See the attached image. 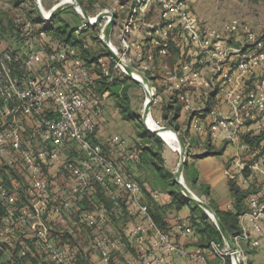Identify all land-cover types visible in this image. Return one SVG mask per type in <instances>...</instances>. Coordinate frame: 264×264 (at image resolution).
<instances>
[{
    "label": "built area",
    "instance_id": "2783aa9c",
    "mask_svg": "<svg viewBox=\"0 0 264 264\" xmlns=\"http://www.w3.org/2000/svg\"><path fill=\"white\" fill-rule=\"evenodd\" d=\"M65 1L67 0H60L57 4ZM68 1L78 3L77 0ZM113 1L120 4L122 0ZM154 4H158L163 9L164 15H169L168 19H171V7H175L171 4V0H133L132 17L136 13L146 14ZM123 7L121 4V8ZM51 10H48L47 14L44 11L42 20H49ZM76 11L79 12V9ZM97 16H90L89 21L78 26L75 33L81 35L85 30L96 26L104 29L111 18L110 15L105 16L98 24ZM15 19L17 23L23 25L25 47L22 55H19L20 52L14 54L9 48H3L0 40V101L3 102L0 106V164L12 169L22 167V170L29 174L28 191L32 200L30 205L17 208V196L10 193L0 179V202L6 204L7 209L0 242L2 238L3 240L7 238L11 226H26L35 238L44 242L52 264H71L67 252L52 241V228L43 220V216L49 213L62 215L68 209L67 201L58 202L55 199L51 180L45 169L60 164L64 151L71 150L72 145L75 144L83 156L80 165L69 163L68 166L73 182L69 192L71 195L83 194L93 180L105 188L112 183L139 207L140 222L132 229L131 236L141 259L126 258L120 264H170L169 254L188 257L192 262H203L205 258L200 249L190 253L177 246L171 235L155 224L149 214L148 206L140 204L142 195L138 182L125 176L115 160L105 153L103 147L89 139L95 130V124L81 113L90 104L84 90L95 81L96 76L92 68L86 64L75 47L63 46L43 56L38 48L37 37L32 33L33 23L24 20L21 15H17ZM133 28V20L130 17L124 23L121 33V50L111 45L128 65L131 62L128 54L132 48L128 38ZM192 33L193 41L198 40V35ZM39 35L43 37L45 34L40 32ZM211 35L213 37V34ZM250 37L252 40L255 39L253 35ZM257 45L260 46L261 42L258 41ZM167 48L168 44H164L162 52L165 53ZM201 49L205 50L203 47ZM229 49L218 51L221 55H226ZM261 59H264V53L258 55L256 59L237 65L231 75H225L224 85L235 86L233 89H227L225 93L221 92L225 95L226 104L231 107V112L224 115L213 109L210 112L213 119L207 129L211 139L222 138L238 150H247L251 153L252 158L248 162L238 158L237 161L234 160L236 172L231 175L232 179H238L241 184L249 185L253 178L263 177L259 192L248 198L249 210L240 218L242 232L232 238L234 247L230 248L225 241L224 244L211 243L213 254L222 259L231 256L233 264H237V261L238 264H247L242 248L243 242L264 253V155L250 149V146L241 140L244 133L264 131V80L248 97L243 89L238 88L240 72H243L242 75L244 72H250L252 66L257 65ZM111 60L116 67L125 72L121 63L115 61L112 56ZM37 64L41 67L40 71L35 70ZM98 64L103 75L112 80L110 67L106 61L100 58ZM221 69L219 66L218 71ZM223 82L224 80L221 81L222 85ZM179 87L181 85L177 88ZM152 95L155 102V87L152 88ZM182 99L188 110L196 112L190 94L183 95ZM47 110L56 116H48ZM99 111L97 110L95 114ZM113 141L120 149L126 146V143L118 138ZM188 145L189 141L186 142V146ZM245 171H250L251 175L245 176L243 174ZM34 218H37V222L32 221ZM81 218L89 226H95L107 218V212L103 209L83 211ZM177 228L183 237L194 234L193 228L184 221L178 223ZM148 237H152L150 242ZM92 248L101 255L104 262L108 263L112 252L119 248V244L102 233L95 238ZM25 254L26 251L22 250L21 255Z\"/></svg>",
    "mask_w": 264,
    "mask_h": 264
},
{
    "label": "crops",
    "instance_id": "0c3cea01",
    "mask_svg": "<svg viewBox=\"0 0 264 264\" xmlns=\"http://www.w3.org/2000/svg\"><path fill=\"white\" fill-rule=\"evenodd\" d=\"M4 1L8 2L9 5L12 4L10 8H14L17 12L18 10H21V12H23L24 7H32L35 11L33 15H36L39 19L42 20V17L36 9V0H22L18 3L15 0ZM59 1L60 0H41L42 9L48 12V10L52 9ZM79 1L78 3L89 17L99 15L105 10H112L114 12L115 21L113 23V26L109 30V33L107 34V40L113 47L117 48L118 50H121V33L124 27V23L127 22L130 17L132 18L134 28L128 38V41L132 44L131 51L128 54L129 58L131 59L129 66L132 70L138 72L137 75H141L140 79L142 81V78L145 79V82L148 86H150L151 88H156V100L152 103L150 109V113L153 119L159 124V126L168 127L175 130L181 136L185 144L187 141H189V145L187 146L188 158L185 166L188 167L190 177L196 175L197 180L196 183H192L188 178L189 176L187 174V170L184 167L183 176L186 185L193 193H195L206 203V200H212L219 206L220 209H231L232 198L229 191L228 181L232 179L231 175L236 172V168L233 162L234 160L237 161V158L248 162L250 161L252 156L249 151L238 150L222 138L211 139L209 137L207 129L213 119V115L210 114V112L213 109H216V111H219L224 115H228L231 112V107L226 104L223 94L219 90H216L217 86H219V84L221 83L219 79L220 75L218 76L216 74L217 77L216 75L210 77L209 75L205 74L204 71L208 69L209 65L211 66V64H205L204 69L200 71V68H197L200 66V64H198V66H192L191 64L189 65L188 62H185L184 64L180 62H171V57L173 56V54L171 53V19H168L169 15H164V11L160 6L154 5L148 10L146 14L136 13L132 17L133 0H122L120 4L114 2L113 0ZM65 2L69 1L67 0ZM121 4L124 6L123 8H121ZM68 7H65L64 9ZM73 9L76 14H78V16L82 18V24L87 22V20L84 19L81 13L76 11L75 8ZM60 12L50 20H42V24L45 23V25H47L51 20H54V24L56 26H59L61 24V21H63L60 18ZM42 24H40L39 22L34 23L35 30H38L42 26ZM104 29H101L100 26L92 27L85 30L82 35L79 36V38L82 39L88 47V60L90 62L88 66L90 68H96V60L103 58L110 67L112 78L117 76V83H119L121 86H124L125 84L123 83V81L125 77L128 76L137 85L128 88L129 110L126 113H123L122 109L117 104L116 96L110 94L102 97L103 107H105L106 112L99 120L100 129L98 127L97 138H99L102 143L106 144L107 147L111 148V152L114 155L113 157H115V159L117 158L116 162L118 163L120 169L124 171V174L126 176L131 175L129 177H134L136 180H139V182H142L143 190H141L142 199L140 204H146L148 206L147 203H149L150 209L154 208V211L157 207H161V213L163 212V210H165L166 212L169 211V213L167 214L166 212L164 213V217H166V220L168 221L170 230L172 229V232L177 234L179 232L175 227V219L181 218L183 220H187L192 214L190 206L192 203H194L183 194L180 187V192L183 196L178 201L184 202L185 204L181 209L176 210V205L173 202V195L171 193V189L173 188L171 186L172 183H176L175 172L180 159L179 152L178 150H175L171 145L167 144L168 142L166 143L159 136L164 142L162 155L165 159V162L163 163L162 169H157L152 165L137 162V157L141 154V151L138 150V144L141 143L142 140V138L140 137L141 129L139 130V127H132L129 122L131 120L135 121L134 117L131 115V113L133 112H139L137 114L140 116L139 120L141 119L143 121L144 107L142 110L134 107L132 97H137L138 91L144 94L145 99L147 98V96L144 86L139 81L134 79L133 76L126 74L122 69L116 67L115 63L111 60V54L103 42V39L105 38ZM39 33L34 35L37 37L36 40L38 41V48L41 50L43 56L46 53L53 52L64 46L63 43H61L58 39L60 37H56L54 35L51 36L47 33H45V35L42 37L39 35ZM164 44H168V48L165 53L162 52ZM8 46L11 47V45H8L2 41L3 48H7ZM22 46L23 45H18L14 47V54H19V52H22L20 51L21 48H23ZM177 46L180 47L179 44H177ZM220 48L223 49L222 46ZM179 51L184 53V50L179 49ZM202 52L205 53L204 51ZM206 56H204L203 59L209 60L210 58H212L211 54H207ZM39 69H41V67L39 64H37L35 66V70L40 71ZM194 72H197L198 74H193ZM107 80L109 82L111 81L110 78H107ZM178 85H181L183 87L177 88ZM190 93L194 94L192 104L196 106V112H191L190 110H188L182 99L183 95ZM212 93L215 94H213L211 97L210 94ZM0 103H2L3 105L2 101H0ZM130 110L132 112H130ZM46 112L50 117L56 116V114L52 113L50 110H47ZM196 119L198 120V122H196ZM115 138H118L119 140H122L126 143V146H128L127 153L124 154V152H119V146L113 141ZM250 149L259 151L261 155H264V141L259 145V147L252 148L250 146ZM71 163L74 165H80V162H77L78 164L75 162ZM68 166H66L67 170ZM126 166H130L129 170H127ZM61 169L62 168L55 165L53 167L50 166L45 170L49 171L48 174L51 180V187L55 199L58 202L64 200L67 201L69 203L68 209L63 212L62 215L49 213L47 215H44L43 219L45 220V222H50L49 224H55L56 229L54 231L56 237L54 236V239L56 242H61L62 238L67 236L68 242L70 240V242L72 243L71 246L72 248H74V251H77L80 247L81 250L85 251V255H87V253L90 255V262L92 264H107L106 262H104L101 255L98 252L94 251L92 247L86 249L87 245H85L84 247L80 245V239L78 236L82 234V232H85L87 234V237H90L88 230H90L91 227H89L88 224L86 225L83 220H79L82 225L84 224V227H82V229H80L81 227L75 228L74 223L77 224V220L75 218L76 215L74 214V207L78 205L83 196L82 194H78L76 196L69 193L73 182H69V184L65 187L62 186L64 185V183L62 182L64 180V175ZM2 171H4V174H2ZM171 174H173V177H171ZM24 175L26 178L23 177L22 179L24 181L30 182L27 174L24 173ZM1 176L4 178L6 183L8 182L11 185V190L16 194L18 202L19 197H21L20 200L22 198H29L31 202L32 199L30 198L28 188H24V182L22 180H19L16 175H11L9 177V167L2 164H0V177ZM262 178L263 177L261 176L257 180L256 186H259V188L262 185L261 183L263 182ZM258 182L260 183V185ZM204 187H209V194H203L202 189ZM243 187L247 186L243 185ZM175 190L177 191V189ZM25 191H27V194L25 193ZM87 193L88 195L90 194V196L93 197V192L91 190H88ZM116 194L117 193L113 194V191L111 190H108L107 193V195H109L112 199L113 196L115 198ZM123 199L125 200V205L127 206L128 216L134 217V219H132L133 221L128 222V227L125 226L126 228L122 226L124 224L123 222H119L117 224V227L115 228L112 224H110V219L106 218L105 220L99 222L100 225L98 224L99 228L103 229V231H98V235L100 234V232H106L111 236H117L120 230L123 229L125 236L128 234L129 238L133 240L131 231L135 227V225L140 222L138 219L139 207L137 204L132 203L131 198L123 196ZM24 206L27 205L23 204L20 208ZM100 209L106 211L105 208H98V210ZM117 209V207H114V210ZM119 210L116 214L122 215L123 212ZM130 223L133 225H131ZM69 225H73V228H71V230L63 232V230L68 228ZM83 228H85V230H83ZM22 233L25 234L24 231H22ZM149 234L152 235V233ZM28 237L29 236L24 235V238L28 239ZM195 239L189 241L184 237H181L179 238V241L181 244L185 245V248H187L186 250L188 252L193 253L198 249L195 245L192 244ZM23 240H18L17 248L29 249L31 245L35 246V243H31L30 240H28V243L30 245L25 240ZM151 240L152 237H148V242H150ZM65 244L63 245L64 247L69 246V244ZM32 249L34 250V253H32L33 250L32 252L30 251V253H32L31 255L34 257V259H36V261L39 262V259L43 258L42 254L37 248L36 250L34 249V247ZM120 250L122 251V254L126 253L124 255V258L132 257V253L127 251L124 245L122 249L120 248ZM243 250L244 252L247 251V255L246 252L245 255L249 258L252 264H264L263 253L258 250L249 252L244 247ZM168 256L170 264H210V261H213L215 259V257L208 251L204 255V261L198 263L192 262L190 261V259L187 260L186 257H182L176 254H169ZM16 262L14 264H16ZM216 264L219 263L216 261Z\"/></svg>",
    "mask_w": 264,
    "mask_h": 264
},
{
    "label": "rangeland",
    "instance_id": "374dc122",
    "mask_svg": "<svg viewBox=\"0 0 264 264\" xmlns=\"http://www.w3.org/2000/svg\"><path fill=\"white\" fill-rule=\"evenodd\" d=\"M171 4H173L176 7V10H178L176 11L175 7H171V35L174 39H176L177 44L182 47L181 50H184V53H182L177 52L176 48L179 50L178 46L176 48H172L171 51L176 52V54H173V56L171 57V62H180L182 64L188 62L189 65L191 64L192 66H198V64H200V66L197 67L200 68V71L204 69L205 64H211V66L209 65L208 69H206L204 72L210 77H213L216 74L218 76L220 75V81L224 80V82L223 85L222 83L219 84V90L221 85L222 93H225L227 89H233L235 87L234 85H224L226 78L225 75H231L237 65H240L241 63H247L251 59H256L258 55L264 53V0H171ZM11 6L12 4L9 5L8 2L0 0V20L5 26L4 30H1V32L3 33V38L5 39L1 38V40L6 44L11 45V47H8L9 50L13 53H15L13 49L14 47L23 45V48H21L20 50L22 52H20L19 54L22 55L25 43L23 38H20L21 32L20 29L15 26L14 19L17 15H22L23 13L21 12V10H18V12L15 11L13 7V9H11ZM31 8L32 7H29V11L31 10ZM27 9L26 7H24L23 12L27 11ZM60 18L63 20L61 21V24H68L70 29L77 28L83 23L82 18L78 16V14H76L72 7H68L62 10L60 12ZM192 32H195L198 35V40L194 39L193 41ZM211 34H213V37ZM251 35L254 36V40L251 39ZM207 37L212 38L208 40ZM258 41L261 42L260 46L257 45ZM221 46L224 50L230 48L226 55H221L218 51L221 49ZM202 47L205 48V50L203 51L206 54L202 52ZM207 54H211L212 58H210L209 60L206 59V61L205 59H203V57ZM216 54L219 58L216 56ZM219 66L222 68L220 71H218ZM250 72H244V75H242L243 72H240L241 75L239 77L240 82L238 84V88L244 90L246 97H248V95H250L252 92L256 91L259 83L264 80V59H261L260 62L257 63V65H253L250 69ZM193 74L198 73L194 72ZM128 82L129 84H131L132 81ZM137 95V97L134 96L135 98L132 97L133 105L137 109L142 110L145 105L146 99L144 97V94L140 91L137 92ZM190 95L193 100L194 94L190 93ZM223 97L224 99H226L225 95H223ZM105 112L106 110L105 107H103L102 103L99 114L97 115L98 118H96L97 128L100 126L99 120L101 117H103ZM130 112L132 111L130 110ZM138 113H131V115L133 114L132 116L134 117L135 121L131 120L129 123L134 128L139 127L140 130L144 126V123H142L143 121L139 120L138 116L135 115ZM72 146L73 147L71 148V150L64 151L61 158V163L57 165L58 167L62 168L61 170L64 175V180L62 181L64 185L62 186L64 187L67 186L69 182L72 183L70 173L66 169V166H68V164L71 162H80L83 156L82 152L77 146H75V144H73ZM45 171L47 174L49 173L48 170ZM2 172V174H4V171ZM24 173L25 172L22 170V167L15 169L9 168V177L11 175H16L19 180H22L24 182V188L26 187L27 189L30 185V182L24 181L22 179L23 177L26 178ZM27 176L30 180L29 174H27ZM0 179L4 182V184L10 191V189H12L11 185L8 182L6 183L2 176L0 177ZM176 186L177 188H179L178 184ZM25 193L27 194V191H25ZM20 198L21 197H19V202H17V208H20L23 204L30 205L31 202L29 198H22L21 200ZM206 201L207 203H209L208 200ZM202 210V207L199 206L197 212L198 216H200L204 211ZM1 219L2 216L0 217V233L4 228V223L3 221L1 222ZM32 221L37 222V218L32 219ZM209 221L214 224L210 217ZM76 222L77 224L74 223L75 228L81 227L80 229H82V227H84V224L82 225L80 221ZM49 226L54 232V230L56 229L55 224H49ZM71 228H73V225H69L68 228L63 230V232L71 230ZM22 230L25 232L26 236H29L28 238L32 239L31 243H35L36 248L43 256L42 259H39L38 264H51L49 262L50 256L47 249L45 248L44 242L34 239V234L28 227L19 225H17L16 227L11 226L7 238H5L4 240L2 238L0 242V264H14L16 262L15 260H17V256L19 255V252L21 250L20 248H17V244L18 240L21 239ZM83 230H85V228H83ZM100 230L103 231V229L99 227L98 229L90 228V230H88L90 237H87V234L85 232H82V234L78 236L80 239V245L83 247L87 245L86 249L91 248L93 246L95 237H97L99 233L98 231ZM28 242L29 241L27 240V243ZM35 246L31 245V248L34 247V249L36 250ZM245 252L247 255V251ZM125 254L126 253H123V255ZM246 258V263L249 264V258Z\"/></svg>",
    "mask_w": 264,
    "mask_h": 264
},
{
    "label": "trees",
    "instance_id": "16d2710c",
    "mask_svg": "<svg viewBox=\"0 0 264 264\" xmlns=\"http://www.w3.org/2000/svg\"><path fill=\"white\" fill-rule=\"evenodd\" d=\"M15 1L20 2L22 0H15ZM28 11H29V8L27 9V11L22 12L23 14L21 16L24 18V20H28L30 22L34 21L32 22L33 23L32 33L33 34L43 32L44 34L47 33L51 36L54 35L56 37H60L58 39L61 43H63L64 46L75 47L77 51L79 52L80 56L86 62V64L88 65L90 63L88 60V57H89V54H88L89 51L87 50L88 47H85L86 45L85 42L79 38V36H81L82 34L78 35L75 33L76 28L70 29L68 24H60L59 26H56L54 24V20H51L47 25H45V23L42 24V20L39 19L36 15H33L35 13L33 8L29 12ZM37 22L42 24V26L40 28L38 27L39 29L38 30L36 29L37 30L36 31L34 27V23H37ZM14 24L17 28L20 29V32H21L20 38H23L22 34L24 30H23L22 23H17L16 19H14ZM4 27L5 26L2 24L0 20V40L1 38H3V33L1 32V30L2 29L4 30ZM176 47H177L176 39H174L173 36L171 35V49L176 48ZM178 48L181 49L182 47H178ZM176 50L177 52H180L177 48ZM171 53L176 54V52L174 51H171ZM93 59H96V58H93ZM96 61H97V65H96V68L94 67L95 70L94 68H92L93 73L97 75L95 77V81L91 86H89L88 88L84 90L85 95L89 98L90 104L81 113V115L89 117L95 124V130L89 136V139L91 140V142L100 144L103 147L105 153L108 154V156L112 157L116 162L117 158L115 159V157H113L114 155L111 152V148L107 147L106 144L102 143L99 140V138H97L98 128L96 127V118H98L97 115L99 113L95 114V112L101 109L102 97L111 94L117 97V104L122 109V112L126 113L129 110L128 88L131 86H136L137 84L128 76H126L123 81V83L125 84L124 86H121L119 83L116 82L117 76L112 78V80L110 79L111 81L109 82L107 80V78L109 77H105L102 73L101 68L99 67L98 59ZM128 81H132L131 84H129ZM216 90L217 91L219 90V86H217ZM213 94L215 93L210 94V96L212 97ZM0 106H2V103H0ZM137 116L138 118H140L139 115ZM141 129L142 130H140V137L142 138V140H141V143L138 144V150L141 151L140 152L141 154L138 155L137 162L152 165L157 169H162L163 163L165 162V159L162 155L163 148H164V142L159 136L151 134L144 126ZM241 140L247 143L252 148H257L264 141V131L260 133H256V132L244 133L241 136ZM127 148L128 146H126L124 149L119 148V152L120 153L124 152L125 154L128 152ZM116 164L118 165L117 162ZM126 167H127V170H129L130 166H126ZM185 169L187 170V174L189 176L188 178L190 179V181L192 183H196L197 176L194 175L190 177V172H188V167L185 166ZM122 172L124 173L123 170ZM243 174L245 176L251 175L250 171H245ZM129 176L127 177L138 182V184L141 187V190H143L142 182H139V180H136L134 177H129ZM171 177H173V174H171ZM257 180H258L257 177L253 178L249 185H244L247 187H243V184L239 183L240 181H238V179H231L228 181L229 191L231 193V198H232V208L231 209H220L219 206L216 203H214L212 200L209 201V205L213 208L215 213L218 215L219 219L221 220L223 226L225 227V229L227 230L231 238H234L235 236L239 235L242 232V228L240 225V218L244 213H246L249 210L248 198L251 195L257 194L258 191L260 190L259 186H256ZM261 184H263V182ZM176 185H177L176 183H172L171 187L173 189H171V193L173 195V202L176 205V210H179L183 207L185 203L178 201L183 195L180 192V188H177ZM175 189H179V191L178 190L176 191ZM88 190H91L93 192V197H91L90 194L88 195L87 193ZM108 190L113 191V194L117 193L115 198H113L114 200L110 198L109 195H107ZM209 191H210L209 187H204L202 189V192L205 195L209 194ZM10 193L15 194L11 189H10ZM82 196H83L82 200H80L78 205L74 207V211H75L74 214L76 215L75 218L77 221L82 220L81 214L83 211H94V210H98V208L106 209L107 218L110 219V224H112L115 228L117 227V224L119 222L124 223L122 226L128 227L127 226L128 221L130 220L129 222H131L132 219H134L133 216H128L127 206L125 205V200L123 199V196L126 197L127 194L119 191L116 185L112 183H110L108 187L105 188L101 184L93 180L90 183V186L82 194ZM147 204H148L149 214L151 215L155 224L161 230L170 234L171 239L174 240L177 246L187 249L185 248V245L181 244L179 241V238L183 236H182L181 231L178 230L177 228L178 223H181L184 221L187 224H189L194 230L193 235L184 237V238L189 241H192L193 239L196 238L192 242V244L195 245L198 249H200L204 255L208 251L215 257L213 261H210V264H216V261L219 264H233L231 256H225L222 259L219 256H216L215 254L212 253L211 243L216 242V243L224 244V239L222 237L221 232L217 228V226L209 221V217L205 213V211L202 210L203 211L202 214L198 216L197 214L198 209H199L198 205H196L195 203L191 204L190 208H191L192 214L187 220H183L181 218L175 219L176 220L175 227L177 228L179 232L175 234L174 232H172V229L170 230L168 221L166 220V217H164V213L166 211L163 210V212L161 213L160 212L161 207H157L156 210L154 211V208L150 209L149 203ZM16 206H17V203H16ZM114 207H117L118 209L114 210ZM119 209L123 212L122 215L116 214ZM6 213H7L6 204H3L0 202V217L2 216L1 222L3 221L4 217L7 215ZM167 213H169V211H167L166 214ZM89 227H91L92 229H98L99 225L89 226ZM123 231L124 230L121 229L119 234H117L118 233L117 232L116 233L117 236L116 235L111 236L109 233L103 232V234H105L110 240L114 239L112 241H116L119 244V248L112 252L107 264H120L126 259L124 258V255L122 254V251L120 250V248L122 249L123 245L127 251L132 253L133 258L138 259V260L141 259L140 254H138V250L133 240L129 238L128 234L126 235L128 238L127 239ZM100 234L102 233L100 232ZM24 235L25 234L21 232V239H20L21 241L23 239L26 242L27 240H30V241L32 240L29 238L28 239L24 238ZM54 236H55V231L52 232L51 239L55 244H57L59 248H62L67 252V255L69 256L71 260V264H92L90 262V255L88 253L87 255H85V252L81 250L80 247L77 251H74V248H72L71 246L72 243L70 242V240L68 242L67 236L62 238L61 242H56L54 239L56 236L55 237ZM34 239L40 241L37 238H34ZM65 243L69 244V246L64 247L63 245ZM242 246L246 248L249 252L256 250L254 248H251L247 242H243ZM22 250L26 251L25 255H21ZM32 250L33 249L31 247L29 249H21L19 252V255L17 256L16 264H38V261H36V259H34V257L31 255L32 253H34V250L33 252ZM30 251L32 253H30ZM187 260H189L188 257H187ZM49 262L52 264L51 259ZM248 263L252 264L250 260Z\"/></svg>",
    "mask_w": 264,
    "mask_h": 264
},
{
    "label": "water",
    "instance_id": "95a60500",
    "mask_svg": "<svg viewBox=\"0 0 264 264\" xmlns=\"http://www.w3.org/2000/svg\"><path fill=\"white\" fill-rule=\"evenodd\" d=\"M36 5H37L36 9H37L38 13L40 14L41 17H43L44 16V10L42 9V6H41V0H36ZM68 6H71V7L75 8L76 10L79 9V12L84 17V19L89 21V16L86 14V12L80 6V4L77 2H61V3L57 4L49 12L48 19L50 20L57 13H59L62 9H64L65 7H68ZM107 15H110L111 18L108 21V23L106 24L105 29H104L105 38L103 39V42H104L105 46L108 48L112 58L115 61L122 64V66L125 70V73L133 76L134 79L139 81L144 86L146 96H147L146 101H145V105H144V113H143L144 125L146 126V128L149 130L150 133L160 136L166 143H167V141L163 138L162 132L163 131H172L175 133V135L177 137V141H178L177 150H178L179 155H180L179 163H178V166H177V169L175 172L176 183L182 189L183 194L187 198H189L192 202H194L195 204H198L200 207H202V209L205 211V213L212 219L214 224L217 226V228L221 232L224 241L229 245L230 248H233L234 244H233L232 238L229 235V233L227 232V230L225 229V227L223 226L221 220L219 219L218 215L215 213L213 208L208 203H206L204 200H202L200 197H198L195 193H193L188 188V186L186 185V183L184 181L183 170H184L185 164L187 162L188 152H187V146H186L185 142L183 141V139L181 138V136L175 130L168 128V127L159 126L158 128H151L148 126L147 120H148V117H151L150 109H151V106L153 103L152 88L147 85L144 78H142L143 81L140 79V77H141L140 74H139L140 76L134 75V73L137 74L138 72L132 70L128 64H125L123 59L117 54L115 49L108 42L107 34L109 33V30L111 29V27L113 26V23L115 21L114 13L113 12H102V13H100L96 18V23L98 24ZM167 144H169V143H167ZM237 264H238V261H237Z\"/></svg>",
    "mask_w": 264,
    "mask_h": 264
},
{
    "label": "bare ground",
    "instance_id": "6f19581e",
    "mask_svg": "<svg viewBox=\"0 0 264 264\" xmlns=\"http://www.w3.org/2000/svg\"><path fill=\"white\" fill-rule=\"evenodd\" d=\"M45 13L47 14L48 12H45ZM134 75L138 76L137 74H134ZM147 124L151 128H158L159 127V124L153 119L152 116L148 117ZM162 136L175 150H177L178 141H177V137H176L174 132L163 131Z\"/></svg>",
    "mask_w": 264,
    "mask_h": 264
}]
</instances>
